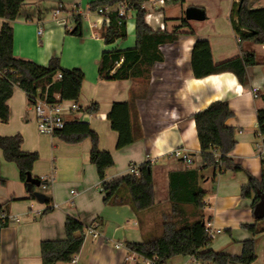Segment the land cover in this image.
<instances>
[{"label":"crops","instance_id":"0c3cea01","mask_svg":"<svg viewBox=\"0 0 264 264\" xmlns=\"http://www.w3.org/2000/svg\"><path fill=\"white\" fill-rule=\"evenodd\" d=\"M26 1L22 8L27 7ZM94 1L88 0L84 9H81L77 2L72 3L74 6L71 13L73 21L71 29H68L65 20L58 18L61 12L58 15L54 13L55 24L48 25L47 37L40 44H37L33 34L37 29L40 31L41 25L46 22L40 17L33 20L27 13L25 17H21L20 14L11 23L14 30V56L41 66H47L52 58H59L63 69H80L84 73L85 80L78 101L81 112L67 116L68 123L76 121L88 123L98 135L100 151L111 153L114 166L106 172L107 181L129 175L131 166L139 167L149 163L148 158L154 159L155 162L150 164L155 205L146 211H135L125 188L119 191L118 200H122V204L105 205V195L101 192L97 169L90 161L91 141L86 139L77 144H68L55 135L37 136L32 106L27 95L16 88L9 101L10 120L7 124L0 121V135L4 137L17 135L15 134L17 131L12 129L10 123L18 118L25 123L20 129L23 135V151L36 152L39 157L40 154L43 156L49 154L47 157L51 162L52 172L43 174H46L47 178L50 174L53 175L48 194L52 199L50 207H53V210L45 214L48 206L31 199L23 183L18 184L16 193H8L7 188H2L4 190L0 195V206L6 205L5 214L19 219V222L11 220L6 227L0 224V264H42L41 243L64 240L66 237L64 227L69 215L77 218L85 230L94 222L100 226L99 238H85L82 250L77 256V264H94L96 254L109 248L103 244L104 240L113 242L116 251L126 249L125 260L128 261L131 259L128 256L131 252L126 248V244L144 243L160 237L165 218L184 224L197 221L200 215L204 216V224L214 235L207 249L240 256L243 252V242L252 238L251 233L243 226L253 225L257 221L254 217V200L243 199L241 190L249 183L250 177L259 181L262 177L263 158L257 151L259 141L257 112L264 107L261 99L264 96V45L252 41L241 42L236 36L230 22V12L233 4L239 0H232L229 7L215 13L211 22L209 20L206 24H195L205 22L209 15L206 8L196 5L190 7L206 10L205 21H187L185 19L187 9L182 6L179 17H168L166 15L168 3L164 7L148 10L151 20H146V23L153 31L173 33L178 29V36L174 41L159 47L162 61L153 65L147 78L117 81L100 79V60L106 51H127L136 48V13L132 11L129 14V19L132 18L133 23L129 28L128 19L127 38L106 45L100 36L103 19L89 11V4ZM74 15L82 16L83 29L86 28L90 35L81 46L84 55H71L65 58L59 40L72 36L67 31H72L75 27ZM3 22V19H0V30ZM95 23L98 24L97 28H93ZM198 40L209 41L215 64L253 54L257 65L247 69L248 84L241 85L232 73L211 75L203 79L195 78L192 69V50ZM122 62L123 60L115 66V70ZM254 90H257V98L253 94ZM216 101L227 102L233 112V116L226 122L227 126L234 128L236 140V147L229 158L244 171L221 172L214 169L201 171L198 186L206 194L205 209L199 213L191 205L175 208L170 202V174L203 167L193 116ZM115 103L131 104L132 124L136 137L132 145L121 150L117 149L118 134L111 128L108 120ZM93 104L98 105V111L87 113L85 110ZM26 127L32 128L38 142L44 141L46 145L39 143L36 146H28ZM176 150L191 155L194 164L187 166L182 160L171 157L172 152ZM12 164L3 159L0 150L2 174L11 172L14 178L10 167ZM39 165L40 162H37L34 166L32 173L34 178L42 176ZM62 174L66 176L61 177ZM17 176L14 179L20 180L19 172ZM210 180L216 184V192L211 196L205 189ZM46 181L45 185L48 184V180ZM71 184L79 191L76 195L71 189L69 194L67 193ZM62 190L66 196L61 195ZM256 254L257 260L253 264H264V233L256 237ZM117 256V262L111 264H121L120 254ZM166 264L201 263L195 262L191 256H178Z\"/></svg>","mask_w":264,"mask_h":264},{"label":"trees","instance_id":"16d2710c","mask_svg":"<svg viewBox=\"0 0 264 264\" xmlns=\"http://www.w3.org/2000/svg\"><path fill=\"white\" fill-rule=\"evenodd\" d=\"M126 1L136 13V48L127 51H106L102 54L99 64V77L102 80L117 81L134 78H147L156 62L162 61L159 47L178 36V29L173 33L168 31H153L146 23V10L143 5L148 0H95L89 5V11L96 13L100 9L115 8L120 2ZM184 0H166L169 2H183ZM251 0H239L233 4L230 12V22L236 36L241 42L252 41L264 45V8L251 9ZM25 0H0V19L3 24L0 30V121L7 124L11 117L9 101L15 89L22 90L33 102L37 96H47L50 103L57 99L61 101L77 102L81 96L85 75L80 69H63L59 58H52L47 66H41L29 60L18 59L14 56V30L11 25L21 12ZM75 27L68 34L75 37L83 36V18L74 15ZM109 23H103L100 33L106 45H112L118 40L127 38V21L119 17L118 12L112 11L108 15ZM186 23V20H184ZM122 65L115 70L121 61ZM253 54H246L220 64L213 61L211 46L207 40H198L192 50V69L194 77L203 79L211 75L223 73L234 74L243 86L248 84L247 69L256 66ZM61 79H58V75ZM264 102V96L261 97ZM87 113L98 111V105L93 104L85 110ZM132 108L129 103H115L108 115L111 128L118 134L117 149L121 150L132 145L135 133L132 124ZM233 116L229 104L216 101L205 110L193 116L203 167L201 169H187L170 174V202L176 208L181 205H191L196 212L205 209V192L199 188L200 173L203 170H231L243 172V168L229 158L236 147L235 130L227 126L226 122ZM258 135L264 136V108L257 112ZM68 144H77L83 140L91 141L90 161L96 167L101 183V192L105 194V205H120L119 191L125 188L129 193L130 203L137 212L146 211L155 205L153 192L152 165L145 163L139 166L140 175H126L112 181H107L106 172L114 166V160L109 152L99 149L98 135L85 122H70L65 129L55 135ZM23 137L20 134L4 137L0 135V150L3 159L13 163L19 170L20 181L26 187L28 174L33 173L35 164L39 160L36 152H24ZM219 155V160L216 156ZM39 180L42 185L47 181ZM0 183H6L0 176ZM27 191L31 199L34 190ZM258 193L264 195V158L262 159V177L257 180L249 178V183L241 190V196L252 198L253 208L259 202ZM49 198L45 214L53 210ZM6 212V205L0 206V215ZM204 216L197 221L180 224L165 218L162 225V235L144 243H127L126 248L140 257L151 260L158 258L157 264H166L178 256H191L198 262L210 264H253L257 260L256 237L264 233V220L256 221L253 225L243 228L252 235L251 239L243 242V252L240 256H231L207 249L211 243L207 232ZM8 221L2 222L6 227ZM65 239L61 241H44L41 243L42 264H69L74 256H78L85 241V227L75 217L67 216L65 222Z\"/></svg>","mask_w":264,"mask_h":264},{"label":"rangeland","instance_id":"374dc122","mask_svg":"<svg viewBox=\"0 0 264 264\" xmlns=\"http://www.w3.org/2000/svg\"><path fill=\"white\" fill-rule=\"evenodd\" d=\"M88 0H27V7H24L21 9V17H25L26 13L28 16L32 17L33 20H38V17H40L43 21L46 23L44 25H41L42 28L40 31L35 30L33 36H35V41L37 44H40L41 41H45V38L47 37V32L49 30L48 25L53 23L55 24L54 20V13L56 11L61 10V14L59 15V19L65 20L66 25L68 26V29H71L73 27V21L71 20V13H72V8L74 5L72 3H79L80 8L84 9L86 8V3ZM232 0H184L183 2H169L167 7H166V15L168 17H179L181 14V6L184 9H188L190 6H200L201 8H206L209 11V15L207 16V20L203 23H195V24H206L207 21L212 20L214 17L215 13H218V11L223 10L225 7H229L231 4ZM82 5V6H81ZM90 5V4H89ZM76 7V5H75ZM250 7L252 9H261L264 8V0H251ZM203 8V9H204ZM206 11V10H205ZM134 14L132 13V17ZM133 23L132 18L129 19L128 21V27L130 28L131 24ZM42 33H44L42 35ZM42 35V36H40ZM90 34H88V30L86 28L83 29V36L82 37H75V36H67V38L60 39L59 40V45L64 49V57H69L71 55H84L83 50H82V44L84 41L88 40ZM61 57V56H60ZM11 124V127L13 130L17 131L15 134H20L22 137V133L20 132V129H22V125L25 123H22L21 120L16 118ZM25 133L27 135V145L28 146H36V144L41 143L44 146L46 145V142L44 141H39L36 139L35 135L37 136H42L39 131L36 129V134L30 127L25 128ZM48 149V147H47ZM258 151V150H257ZM48 152V151H47ZM49 154L46 153L41 155L40 154V159L38 162H40V170L42 173V176L39 177L43 181L48 180L47 185H42L41 187L35 188V191L40 192L42 194H45L48 196L50 194V188L52 185L53 181V175L51 174L46 177V172H52L51 170V162L49 161V158L47 157ZM11 164V163H10ZM10 167L13 170L14 176L17 178L18 176V168L14 164L10 165ZM55 169L53 172L55 173ZM231 171V170H230ZM233 172V171H232ZM53 173V174H54ZM0 176L5 179L6 183L3 185L0 183V195L3 194V190L7 188L8 193H16L17 191V186L20 184V180L12 178L13 176L11 175V172H4L2 174L1 172V167H0ZM66 176V174H62L61 177ZM14 179V180H13ZM22 184V183H21ZM24 185V184H23ZM71 188L67 189V193L70 191H73V194L76 195L79 191L76 189V186L71 184ZM4 188V189H2ZM205 189L209 191V196L213 195L216 192V184L213 182V180H210V182L205 186ZM69 194V193H68ZM62 196L65 195V191H61ZM105 195V194H104ZM255 195L252 196V200H254ZM243 198V197H242ZM245 200H249L246 198H243ZM112 241V240H111ZM105 246H108L109 248H106L104 251H101L96 254L94 258V264H111L112 262H117L118 259V254L121 256V264H125V257H126V249H123L121 251H116L113 242L110 241H105L103 243ZM114 256H113V255ZM131 259H129L127 264H144V258L140 257L137 254L129 253Z\"/></svg>","mask_w":264,"mask_h":264},{"label":"built area","instance_id":"2783aa9c","mask_svg":"<svg viewBox=\"0 0 264 264\" xmlns=\"http://www.w3.org/2000/svg\"><path fill=\"white\" fill-rule=\"evenodd\" d=\"M166 5V0H148L144 5L143 9L146 10V20L150 21L151 14H148V10H153L155 7H164ZM61 10L56 11V14H60ZM116 11L119 14V17L123 20L128 21L129 14L132 12L131 6L126 2H120L114 9L113 8H104L100 9L96 14H98L102 19L103 23H109L108 15L110 12ZM98 24H93V28H97ZM61 75H58V79H61ZM255 97L257 98V90L253 91ZM32 106V112L34 115V119L36 121L37 129L40 134L54 136L57 132H60L65 129L68 121L66 119L70 114H79L81 112L80 106L77 102L72 101H61L58 97L57 102L52 104L48 101L47 96L43 97L37 96L33 102H30ZM264 108V107H263ZM257 150L262 158H264V136L259 135V141L257 143ZM171 157L182 160L187 166H191L194 164V160L188 153H185L181 150H176L172 152ZM220 156L217 155L216 159L219 160ZM149 163H154L155 160H151L148 158ZM224 170H221L223 172ZM129 174L134 176H139L140 171L138 166H131L129 169ZM14 220L19 222V219L12 218L7 216L5 213L0 215V224L4 221ZM210 225V224H209ZM99 224L94 222L90 227L85 230V238L92 237L93 239L99 238ZM207 228V227H206ZM207 232L209 234V238L212 239L214 235L207 228ZM120 247V246H117ZM134 254V253H133ZM78 257L74 256L69 264H77ZM144 264H157L158 258L154 257L151 260L144 259ZM194 261L198 263V261L194 258ZM201 264H210V263H202Z\"/></svg>","mask_w":264,"mask_h":264},{"label":"water","instance_id":"95a60500","mask_svg":"<svg viewBox=\"0 0 264 264\" xmlns=\"http://www.w3.org/2000/svg\"><path fill=\"white\" fill-rule=\"evenodd\" d=\"M185 19L187 21H198L202 22L206 19V14L203 9L197 7H190L185 12ZM26 185L28 190H34L35 188L41 187L42 184L39 180H36L31 174H28ZM33 196L36 201L40 204H46L48 202L49 197L40 192L34 191ZM259 202L254 207V217L257 221L264 220V195L258 193ZM204 225V223H203Z\"/></svg>","mask_w":264,"mask_h":264}]
</instances>
